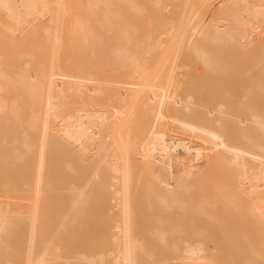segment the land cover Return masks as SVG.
<instances>
[{"label": "bare ground", "instance_id": "bare-ground-1", "mask_svg": "<svg viewBox=\"0 0 264 264\" xmlns=\"http://www.w3.org/2000/svg\"><path fill=\"white\" fill-rule=\"evenodd\" d=\"M143 1L148 2L147 8L140 0H0V138L10 144L5 146L8 155L3 154L12 161L8 164H14L7 166L10 172L27 177L26 182L21 177L11 185L4 180L3 187H13L21 195L24 192L19 190L25 187L30 203L23 218L25 229L21 212L9 210L15 202L4 201L0 230L20 235L24 244L27 240L26 255L20 254L26 256L24 264H152L159 261L155 246L147 249L145 245L149 246L151 240L144 244L141 238L147 233L152 239L151 230L144 233L137 226L154 211V218H147L158 221H150L153 238L167 244L166 233L169 235L174 228L178 235V227H174L178 219L171 222L176 223L174 226L167 220L168 215L175 214L170 207L173 204V209L175 204L183 208V214L175 208L180 213L176 216L183 215L177 225L180 228L183 223V242L172 241L178 250L174 253L180 251L178 255H183V264H264V0ZM120 7L140 17L148 10L153 18L147 24L153 31L148 25L146 30H138L136 23L121 15L124 10ZM82 13L93 18L101 14L103 18L94 22L105 24L103 28L107 25L110 45L104 47L112 48L100 50L105 58L108 54V62L96 65L121 70L124 77L114 82L122 87L116 86L117 98L114 90L107 98L108 91L116 87L109 88L112 82H108L110 86L105 82L110 90L102 83L103 87L98 69H86L85 63L82 66L77 62L82 68L78 67L67 59L70 55L65 57L61 52L69 45H78L75 48L80 47L77 51L81 49L82 53L81 46H86L93 49L92 56L98 57L96 50L104 45L105 36ZM140 31L147 36L141 37ZM64 32L69 33L67 39ZM30 39L41 40L37 50L24 48ZM142 43L146 49H133ZM58 149H66V155L70 154L74 165L86 175H76L79 178L67 186L72 187L70 213L84 215L100 186L110 192L107 201L104 196L101 199L112 203L113 212H108L111 208L107 204V215L96 210L104 223L112 220L109 250L97 254L80 251L72 257L64 255V260L59 257L64 253L55 252V242L49 241L52 245H48L40 241L44 235L41 227L45 228L41 224L50 214L43 209L56 198L50 193L55 188L51 178L64 177L54 173L63 168L59 162V168H55L52 160ZM162 163L168 166L166 171ZM20 164H26V168H20ZM181 165L183 171H173L177 167L181 170ZM169 169V179L159 174L161 171L169 177ZM163 185L169 187L166 192L170 196L183 189V194L177 191L183 198L175 193L177 198L169 197L168 206L167 195L161 194ZM155 186L162 190L158 192ZM154 202L170 208L165 211L171 214L158 216L169 225L156 217ZM144 207L153 211L145 214ZM137 214L141 219L143 216L139 223ZM12 249L17 247L0 244L3 255ZM53 251L60 254H56L58 259L53 258ZM9 261L3 259L0 264Z\"/></svg>", "mask_w": 264, "mask_h": 264}, {"label": "rangeland", "instance_id": "rangeland-1", "mask_svg": "<svg viewBox=\"0 0 264 264\" xmlns=\"http://www.w3.org/2000/svg\"><path fill=\"white\" fill-rule=\"evenodd\" d=\"M142 1V2H141ZM140 3L143 5V6H145L146 8H147V4H148V2L146 1H143V0H140ZM146 3V4H145ZM121 9H123V7L121 8L120 7V11H122ZM124 10V9H123ZM145 11L146 12H144V13H142L143 15H144V17H145V19H144V17H140V15H138V14H134V13H130V12H128V11H126V13H125V10H124V14L123 13H121V12H119V13H121V15H123V16H127L128 18H129V20H131V22H133L137 27H138V30L139 29H143V30H146L145 28H146V25H148L149 24V22L151 21L152 22V19H150L151 17L153 18V16H151V14L148 12V10H146L145 9ZM75 14H81V13H75ZM83 15H86V13H82ZM88 14V13H87ZM167 13H165V16H170L169 14H167ZM142 15V16H143ZM153 15V14H152ZM87 17H88V19H90L91 21H92V23L95 25V27H96V30H99V33H101L100 35L101 36H105V37H103V39H104V45L102 44L101 46L99 45L98 46V43H97V50L96 49H94V50H96V52L98 53V57H94V56H92V54H91V50H93V49H90L89 47L87 48L86 46H81V48H82V50H84V51H82V53L80 52L81 51V49L79 50V51H77L79 48H75V47H78V45H69L68 47L69 48H66L65 47V49L63 48V51H61V52H63V54L65 55V57H68L69 55V58H67L68 60H70V61H72V62H74L78 67H81V65H79V64H77V62H79L80 64H82V66H83V64L85 65V66H83V67H85L86 69H90V68H94V69H98L99 71H100V74H102L101 76V78H102V80H103V82H101V84L103 83V84H105L106 86H107V84H108V82L110 83V82H112V83H110V84H112L111 86H110V84H108L109 86H105L107 89H108V87L109 88H111V87H120V88H122L121 86H119L117 83H116V85L114 84V82H116L115 80H120L119 78H121V70H120V72H117V69L116 68H114V66H111V70L109 69V68H106V69H102L101 67H99V66H97L96 65V63H106V62H108L107 61V59H108V54H107V56H106V58H105V52H107V50H108V48H110L111 46H108V48H106V47H104V46H106L107 45V43L109 42L108 41V39L106 38L107 37V35L106 34H108L107 32H106V28H107V25H106V28H103L104 27V25L105 24H102V25H99V24H97V21L95 20V22H94V19H102L103 18V16L101 15V14H98V16L96 15V18H93V16L92 15H90V17H92V18H90L89 17V15H86ZM122 16V18L124 19V17ZM140 17V18H138V17ZM99 17V18H98ZM137 18V19H136ZM142 18L144 19V20H142ZM146 18H147V20H146ZM128 20V19H127ZM138 21V22H137ZM140 22V23H139ZM146 24H145V23ZM143 23V24H142ZM148 23V24H147ZM98 25L100 26V28L98 27ZM140 27V28H139ZM105 29V31L103 30V29ZM147 28H149V29H151V28H153V27H151V26H149L148 25V27ZM148 29V30H149ZM154 29V28H153ZM149 31H153L152 29L151 30H149ZM141 33V37H142V35H143V37H146L147 35H144L145 33H143L142 31H140ZM145 32H147V31H145ZM151 32H148L147 34H149V33H151ZM68 34V35H67ZM115 34V33H114ZM109 35H111V36H114L113 34H109ZM109 35H108V37H109ZM136 35H139V33L138 34H136ZM68 36H69V33L68 32H64V35H63V37H64V39H67L68 38ZM116 36V35H115ZM114 36V37H115ZM137 38H139V37H137ZM110 39V38H109ZM141 39V38H140ZM30 40H31V42H30ZM26 44H24V48L26 49V50H29V51H35V50H37L36 48H38L37 46H39V44H40V42H41V40L40 41H37V42H34L32 39H30ZM111 42V41H110ZM143 43H146V44H148V42H143ZM141 44L142 46V48L140 47V48H133V49H143V47L146 45V44ZM30 45V47H29V45ZM36 44V45H35ZM106 44V45H105ZM109 45H110V43H108ZM114 44V42H111V45H113ZM96 45V44H95ZM115 45V44H114ZM113 45V46H114ZM144 45V46H143ZM28 46V47H27ZM36 46V47H35ZM27 47V48H26ZM146 47V46H145ZM144 47V48H145ZM73 48V49H72ZM104 48V50H106L105 52L103 51H100V50H102ZM112 48V47H111ZM110 48V49H111ZM68 49V50H67ZM109 49V50H110ZM132 49V48H131ZM146 49V48H145ZM74 50V51H73ZM76 50V51H75ZM88 50V51H87ZM141 50H138V51H141ZM67 51V52H66ZM78 52H80V54H77ZM88 52V53H87ZM109 52V51H108ZM144 52V51H143ZM146 52V51H145ZM140 53H142V51L140 52ZM77 54V55H76ZM103 56V58L102 57H100L101 55ZM82 56V57H81ZM85 56H88L87 58L85 57ZM82 58H83V60H82ZM98 58V59H97ZM92 59V60H91ZM97 59V60H96ZM182 59V57L180 58V60ZM86 60H88V61H86ZM103 60V61H102ZM105 60V61H104ZM180 60H179V64H180ZM183 60V59H182ZM80 61H83V62H80ZM111 61V60H110ZM87 63H89V64H91V66L88 64L87 65ZM181 64H183L182 62H181ZM180 64V65H181ZM90 66V67H89ZM88 67V68H87ZM100 69H99V68ZM113 67V68H112ZM116 67V66H115ZM82 68V67H81ZM118 68V67H117ZM114 69H116V71L114 70ZM119 69V68H118ZM104 70V71H103ZM112 71H114V72H112ZM119 71V70H118ZM118 76H117V75ZM115 75V76H114ZM120 75V76H119ZM179 75H181L182 76V74H179ZM180 76V77H181ZM122 77H124V76H122ZM105 78V79H104ZM122 79V78H121ZM104 80H110V81H104ZM112 80V81H111ZM105 82H107V84L105 83ZM100 84V85H101ZM103 84H102V86H103ZM103 86V87H104ZM117 87H116V89H114V88H112V91L110 90V89H108V90H110V92L108 91V93H107V98L110 96L109 94H111V92H113V90L115 91V94L113 95L114 96V98H117L118 96H117V94L119 95V92H117L116 90H117ZM105 89V88H104ZM104 92H105V90H104ZM103 92V93H104ZM114 93V92H113ZM105 94V93H104ZM112 95V94H111ZM106 97V96H105ZM103 98H104V95H103ZM11 126V125H10ZM14 126H12V128H13ZM1 129H0V137H1ZM10 131H13V130H11L10 129ZM2 140V138H0V141ZM2 143H3V141H1ZM7 143L8 142H4L3 143V145H1L0 144V146L2 147V146H6L7 145ZM54 145V144H53ZM58 145V144H57ZM10 147V144L8 143V145H7V147ZM7 147H5L6 148V150L3 148H0L1 150V152H2V150H3V153H1L0 152V207H1V205H2V203H5L6 201H7V203H9L10 201L12 202V201H14L15 202V204H17L16 202L18 201V204H20L19 206L20 207H18V205L17 206H15V204H13L11 207H10V211H11V213H17V214H19L20 212V214L19 215H21L22 216V221H21V223H22V225H23V227L26 229V220H24L23 218H24V216H26L27 215V210H29L28 208H30L29 206V202H28V198H27V194H25L26 193V188L25 187H22L21 188V190H19V191H21V193L22 192H24V193H22V195L20 194V193H18V191L17 190H15V191H13L12 189H13V187H11L12 189H9V190H5V187H3L4 185H5V182H6V184L8 183L9 185H11V183L13 182V181H19L20 179H21V177H23V176H19V174H18V176H14V174H12L10 171V165L12 166V165H14V164H8V162L10 163V162H12L11 160H9V157H7V156H4L3 154H6V155H8L7 154V152H9L8 150H7ZM59 147V146H58ZM56 145H54V148H58ZM53 148V149H54ZM60 148V147H59ZM62 150H63V148H61ZM61 149H58L61 153H63V154H60V152L58 153V154H60V160H57L56 159V156H57V158H58V154L56 153V152H58V150L55 152L54 151V154L53 155H56L54 158H52V160H53V163L55 162V168H59V166L57 165V167H56V164L59 162V164L61 165V168L62 169H58V170H56V171H54V173L55 174H57V173H59L58 175H63L64 174V177L62 178V176L60 177V178H58V176L57 175H53L52 177H53V180L54 181H52V178H51V185H52V188L55 186V188H53L51 191H50V193H51V195H52V197L54 198V197H56V198H54V200H53V198L52 197H50V198H52V199H50V201L51 200H53V201H51L50 202V204L51 203H53V205L51 206L50 204H49V208H48V205L47 206H45L44 207V211H45V214L47 213V214H49V216H47L48 218L46 219V220H43V224H41V225H43V227H45V228H42L41 227V229H43L42 231V234L44 233V235H41V238H40V241H42V242H48V245L50 244V245H52L54 242H55V244H53L52 246H54V245H56V246H54V248H56V251L55 252H58L57 250H60L59 252L60 253H64L62 256H59V257H62V259L65 257H72V255L73 256H75V253L76 252H80V251H82V252H85L86 251V253H88L89 251L92 253V254H96L99 250H101L102 251V249H104V251L105 250H109L110 248V246L111 245H109V244H107V243H110V235L113 233L112 231H111V227H110V223H112V220L111 221H109V219H107V221H105V223L106 222H109V223H104V221H103V219H98V218H100L101 216L100 215H98V214H100V213H104V214H106L107 215V213L108 212H113V208H111L110 207V205L112 204V203H109V202H105V200L107 201V199H105V198H107V197H110L109 196V194H110V192L108 193V189H107V187H106V192H105V190H104V186L103 187H101L100 186V188H99V191L100 192H98L99 194H97L96 193V197H94L93 199L95 200H92L93 201V203H95L96 202V205H94L93 203H92V201H91V203H89V205L86 207L87 209H85V210H87V211H85L84 212V215L82 214V212H81V214H78V215H76L75 216V214H72V212L70 213V211H72V210H70V208L72 209V206H73V204H71V203H73V200H72V190H71V188L69 189L68 187H69V183H71V180L73 179H77V178H79L80 176H83V175H85V174H83L82 172H81V170H79L78 168H77V166L76 165H74V163L72 162V158L70 159V154H69V156L68 155H66L67 153H65L64 151H67L66 149H64V151L62 152V150ZM54 159H56V160H54ZM4 161V163H3V165L1 164L3 161ZM5 160H6V162H7V165L5 164ZM23 163V162H22ZM142 164V163H141ZM5 165V166H4ZM26 164H20L19 165V167L21 168L22 166H23V169H25L26 168V166H25ZM145 164H143V166H144ZM162 165H163V163H162ZM7 166H9V167H7ZM164 167H165V169H164V167H161V168H163V170H165L166 171V168H168V166H165V164L163 165ZM3 167V169H1ZM77 169H76V168ZM5 168V169H4ZM144 168H145V166H144ZM161 168L159 169V170H161ZM179 168L181 169V170H179L178 169V167L176 168V169H174L173 171H176L177 170V172L178 171H183V165H181V166H179ZM11 169H12V167H11ZM13 171V170H12ZM57 171H59V172H57ZM171 170L169 169V173H166V174H168L169 175V177L168 176H166V175H163V173L161 172V171H159L160 173L159 174H161L163 177H166L165 179H169L170 178V175L172 174L171 172H170ZM1 172L3 173V174H1ZM6 172V173H5ZM7 172H9L8 174H7ZM60 172H63L62 174H60ZM168 172V171H167ZM15 173V172H14ZM53 173V174H54ZM67 173V174H66ZM165 173V172H164ZM66 175V176H65ZM68 175H70V176H68ZM73 175V176H72ZM76 175L77 176H79V177H76ZM148 174H146V176H147ZM6 176H8L7 178H6ZM86 176V175H85ZM55 177L57 178V179H55ZM65 177L67 178V179H65ZM73 177V178H72ZM74 177H76V178H74ZM6 178V179H5ZM83 178V177H82ZM23 179V182H26V180H27V177L25 176V177H23L22 178ZM60 179V180H59ZM81 179V178H80ZM2 180V181H1ZM4 180H5V182H4ZM55 180H57V182H58V180L61 182H58V184H57V182H55ZM69 180V181H68ZM8 181H10V182H8ZM74 181H76V180H74ZM79 181V180H78ZM53 182V183H52ZM73 182V181H72ZM4 184V185H3ZM54 184H56V185H54ZM65 184V185H64ZM60 185H61V187H60ZM25 186V185H24ZM64 186H65V188H64ZM68 186V187H67ZM164 186V185H163ZM66 187H67V189H66ZM156 187V186H155ZM159 186H157L156 188H158ZM161 187V186H160ZM25 188V189H24ZM59 188H61L62 190H60ZM101 188H103L102 190H101ZM169 187H167V186H164V189H165V192L162 190V187H161V189L160 188H158L157 190H158V192H160V190H162L161 191V194L163 195V193H164V195L166 194L167 195V192H166V189H168ZM170 188H172V187H170ZM51 189V188H50ZM66 189V190H65ZM175 189V188H174ZM173 189V190H174ZM181 189V188H180ZM179 189V191L178 190H176V192H174V195H175V193H176V195L178 196V198H180V197H182L183 198V196H179L178 195V192H179V194H180V191L181 190H183V189H181L180 190ZM58 190V191H57ZM98 190V189H97ZM104 190V191H103ZM174 190V191H175ZM16 191H17V193H16ZM54 191H56V192H54ZM60 191V192H59ZM66 191H71V193L70 192H66ZM170 191H171V189H170ZM178 191V192H177ZM168 192H169V190H168ZM173 192V191H172ZM171 192V193H172ZM183 191H181V194H183L182 193ZM54 193V194H53ZM55 193H57L56 195H58V196H56L55 195ZM66 193V194H65ZM68 193V194H67ZM107 193V196L105 195ZM139 193V192H138ZM17 194H19V195H21L22 197H24V198H22L21 196L19 197V195H18V197L16 196ZM25 194V196H23ZM70 194V195H69ZM104 194V195H103ZM173 194V193H172ZM171 194V195H172ZM11 197H10V196ZM51 195H49V196H51ZM55 195V196H54ZM98 195H100V196H98ZM174 195H172V196H170V194H168L167 196H166V198H167V200H168V206H169V202H170V198L169 197H174ZM176 195H175V197L174 198H177L176 197ZM16 196V197H15ZM62 196V197H61ZM64 196V197H63ZM104 196V198L103 199H105V200H102L101 199V197H103ZM68 197H70V198H68ZM96 198V199H95ZM100 198V199H99ZM11 199V200H10ZM13 199V200H12ZM66 199H67V201H66ZM70 200H72V202L70 201ZM97 200V201H96ZM5 201V202H4ZM57 203H56V202ZM100 201H101V203H100ZM28 202V203H27ZM54 202L56 203L55 205H54ZM103 202V203H102ZM104 202H105V205H104ZM22 203H23V205H22ZM155 203V205H154V207H153V205H152V208H154V210H155V212H156V214H157V216H156V214H155V216L156 217H158V216H160L161 214L160 213H162L164 216H166V212H168L167 210H169L170 208L169 207H166L165 205V207L166 208H164L163 207V204L162 203H158V202H154ZM26 204L28 205V206H26ZM98 204V205H97ZM106 204H107V206H106ZM109 204V205H108ZM162 204V207H160V205ZM25 205V206H24ZM63 205V206H62ZM72 205V206H71ZM103 205V206H102ZM97 206V207H96ZM102 208H101V207ZM110 207L109 209L110 210H108V208H106V207ZM141 206V204L139 205V207ZM173 207V204L172 205H170V207ZM28 207V208H27ZM46 207H47V209H46ZM70 207V208H69ZM95 207V208H94ZM112 207H113V205H112ZM157 207V208H156ZM172 207H171V210H172V212H175V214L173 213V214H171L172 212H168L169 214H171V215H168L167 217H169V218H167V220H169L168 222H170V224H171V222L172 221H175V222H177L178 221V223H179V221H183V215H181L182 217L180 218V216L178 217V216H176V214H179L180 215V213H182L183 214V208L182 209H179V208H177L178 206H176L175 204H174V208L173 209H175V208H177V210H178V212H180V213H176V209H175V211H173V209H172ZM25 208H26V210H25ZM51 208H54V209H52V210H50ZM56 208V209H55ZM64 208V209H63ZM97 208V209H96ZM106 208V209H105ZM145 208V207H144ZM160 208H161V210H162V208H164V210H160ZM138 209V208H137ZM139 209H141V208H139ZM146 209V208H145ZM165 209H167L166 211H165ZM23 210H25V211H23ZM47 210V211H46ZM67 210V211H66ZM96 210H98V211H96ZM105 210V211H104ZM107 210H108V212H107ZM43 211V212H44ZM50 211V212H49ZM90 211H91V213H90ZM153 210H150V212H152ZM170 211V210H169ZM24 212H26V214H23ZM93 212V213H92ZM95 212V213H94ZM139 212H141L140 210H137V213H139ZM142 212L143 213H145L146 214V212H147V214H149L150 212H149V209H146V211L144 212L143 210H142ZM154 212V211H153ZM152 212V214H150V215H147V218H148V216H149V218H154V213ZM68 213V214H67ZM46 214V215H47ZM73 216H72V215ZM86 214H87V216H86ZM160 214V215H159ZM52 215V216H51ZM62 215V216H61ZM69 215V216H68ZM98 215V216H97ZM137 215H139V214H137ZM143 215V214H142ZM141 215V216H142ZM56 216V217H55ZM74 216H75V218H74ZM78 216V217H77ZM151 216V217H150ZM162 216V215H161ZM174 216V219H171L172 217ZM67 217V218H66ZM82 217H83V219H82ZM87 217V218H86ZM139 217H140V215H139ZM138 217V218H139ZM146 217V216H145ZM144 217V218H145ZM155 217V218H156ZM163 217V216H162ZM159 218V220L160 219H162L163 221H165V222H163V223H167V225H169V223L168 222H166V219L164 220L163 218ZM26 218V217H25ZM52 218V219H51ZM74 220H73V219ZM146 218V220H144L143 219V216H142V219H143V221H142V219H141V217L139 218L140 219V221L138 220V223L139 222H141L142 221V224L141 225H143L144 224V222H145V226L143 225L142 227H139V226H141V225H139L138 223V226H137V230H139L140 229V231H143L144 233L145 232H148V231H150L149 232V234H150V238H152V239H149V236H148V234L146 235H143V234H141V238L144 240V244L145 243H147V242H149L148 240H151L149 243H147V244H149V246H147V245H145L146 246V248L147 249H152V248H154V246H155V248H154V252H155V250H156V255L159 257L158 259H159V261H154L155 263L156 262H158V263H156V264H160V261H161V259H162V261H161V264H168V263H170V262H172V264H183V255H178L179 253H180V251H179V253H174V252H177L175 249H174V245L177 243V242H179V243H182L183 242V232H182V230H183V223H180L181 224V226H180V228H179V226H177V225H179L178 223L176 224L175 222H173L171 225H173L174 223L176 224L174 227H175V229H176V227H178L177 229H178V235L176 236V231H175V234L174 233H172L173 235H171V233L170 232H172L173 231V226H172V230L169 232V235H167V233L165 234L166 235V237H168L167 238V240H168V242H167V244H165V245H163L162 243H164V241L163 240H155V238H153V231H152V229L154 228L153 227V223L155 222V221H157V219H153L154 220V222L152 221V219H147ZM178 220H177V219ZM66 219V220H65ZM72 219V220H71ZM86 219H88L89 221H88V223H86L87 222V220ZM91 219V220H90ZM94 219V220H93ZM104 219H105V217H104ZM170 219H171V221H170ZM181 219V220H180ZM60 220V221H59ZM65 220V221H64ZM149 220V221H148ZM177 220V221H176ZM59 221V222H58ZM77 221V222H76ZM84 221V222H83ZM150 223V226H148L149 225V223ZM153 222L152 224H151V222ZM45 222V223H44ZM63 224H62V223ZM64 222H65V224H64ZM103 222V223H102ZM158 222V221H157ZM161 222V223H162ZM72 223V224H71ZM83 223V224H82ZM146 223H147V225H146ZM162 223V225H165V224H163ZM45 224H47V226L45 225ZM89 226H88V225ZM105 224V225H104ZM159 224H160V222H159ZM45 225V226H44ZM63 225V226H62ZM107 225V226H106ZM161 225V224H160ZM85 226V227H84ZM112 226H114V225H112ZM153 228H152V227ZM166 226V225H165ZM22 227V226H21ZM73 229H72V228ZM106 227V228H105ZM109 227V228H108ZM144 227H146V229L144 228ZM149 227V228H148ZM167 227V231H169L170 230V226H166ZM88 228V229H87ZM105 228V229H104ZM163 229L165 228L164 226L162 227ZM161 228V229H162ZM45 229H46V232H45ZM162 229V230H163ZM169 229V230H168ZM180 229H182V230H180ZM166 230H164V231H166ZM180 230V231H179ZM24 231V230H23ZM85 231H87V232H85ZM107 231H110V233L109 232H107ZM163 231V232H164ZM173 231V232H174ZM83 232V233H82ZM104 232H106V233H104ZM112 232V233H111ZM138 232V231H137ZM142 232V233H143ZM21 233L22 234H24V232H22V230H21ZM165 233V232H164ZM76 234H78V235H76ZM103 234H106V236L105 235H103ZM139 234V233H138ZM180 234V235H179ZM72 235V236H71ZM19 236L20 235H13V233L12 234H8V233H4V232H2L1 230H0V244H9V245H11V246H15V247H17V249H12V250H10V251H8L9 253H6L5 255H3L4 254V251H0V262H2L3 261V259H6V260H8L9 261V258L11 259V263L10 264H15V262H16V264L17 263H19V264H24V259L26 260V256H21L22 254L24 255V252H25V255H26V252H27V247L26 246H24V245H26L27 244V240H26V244H24V238L22 239V240H20V238H19ZM43 236L45 237V240H43ZM108 236V237H107ZM112 236V235H111ZM152 236V237H151ZM172 236V237H171ZM178 236H180V238H176V237H178ZM22 237H25V235L24 236H22ZM21 237V238H22ZM110 237V238H109ZM176 239H175V238ZM49 238V239H48ZM51 238V239H50ZM73 238V239H72ZM172 238V239H171ZM174 238V239H173ZM153 239H154V241H153ZM157 239V238H156ZM47 240V241H46ZM166 240V241H167ZM175 241V244L173 245V241ZM179 240V241H178ZM21 241L23 242V244L21 243ZM51 241H53L52 242V244L50 243ZM145 241H147V242H145ZM156 241V242H155ZM165 241V242H166ZM20 243V244H19ZM157 243V244H156ZM47 244V243H46ZM161 244V245H160ZM21 245H23L22 247H21ZM107 245V246H106ZM109 245V246H108ZM152 245V246H151ZM60 248H59V247ZM150 246H151V248H150ZM84 247V248H83ZM158 249H157V248ZM21 248H23L22 250H20ZM58 248V249H57ZM80 248H82V249H80ZM166 248H168L167 250H166ZM146 249V250H147ZM160 249H163V251H161ZM78 250V251H77ZM23 251V252H22ZM93 251V252H92ZM148 251V250H147ZM161 251V254L160 253H157V252H160ZM165 251L167 252V253H165ZM169 251H171V254H170V252ZM54 252V251H53ZM53 253V255L52 256H54L53 258L55 259V258H57L58 257V255H56V254H59V253ZM149 252L150 253H152L150 250H149ZM153 252V253H154ZM169 252V253H168ZM70 253V254H69ZM90 253V254H91ZM149 253V254H150ZM153 253L151 254V255H153ZM8 254H10L9 256H8ZM21 254V255H20ZM56 255V257H55V255ZM69 254V255H68ZM77 254V253H76ZM89 254V253H88ZM163 254H164V256H163ZM21 256V261H20V256ZM60 255V254H59ZM65 255V256H64ZM161 255H162V257L163 258H161ZM169 255H172V256H169ZM4 256V257H3ZM6 256V257H5ZM9 258H8V257ZM64 256V257H63ZM168 258H167V257ZM175 256H177L176 258H174ZM25 257V258H24ZM153 257H154V259L156 258V256H154L153 255ZM153 257H152V259H153ZM166 257V258H165ZM8 258V259H7ZM65 258H64V260H65ZM58 259V258H57ZM61 258H59V260H60ZM61 259V260H62ZM14 260H16V261H14ZM18 260L20 261V262H18ZM24 262H23V261ZM163 260H165V261H163ZM10 262V261H9ZM153 262V263H154ZM152 263V264H153Z\"/></svg>", "mask_w": 264, "mask_h": 264}, {"label": "crops", "instance_id": "crops-1", "mask_svg": "<svg viewBox=\"0 0 264 264\" xmlns=\"http://www.w3.org/2000/svg\"><path fill=\"white\" fill-rule=\"evenodd\" d=\"M99 252H100V251H99ZM97 253H98V252H97ZM97 253H96V254H97Z\"/></svg>", "mask_w": 264, "mask_h": 264}]
</instances>
